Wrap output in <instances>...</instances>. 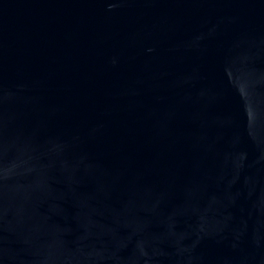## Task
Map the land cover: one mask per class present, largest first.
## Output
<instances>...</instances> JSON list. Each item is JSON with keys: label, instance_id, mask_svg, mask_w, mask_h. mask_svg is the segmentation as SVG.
Listing matches in <instances>:
<instances>
[{"label": "water", "instance_id": "1", "mask_svg": "<svg viewBox=\"0 0 264 264\" xmlns=\"http://www.w3.org/2000/svg\"><path fill=\"white\" fill-rule=\"evenodd\" d=\"M0 264H264V0H0Z\"/></svg>", "mask_w": 264, "mask_h": 264}]
</instances>
